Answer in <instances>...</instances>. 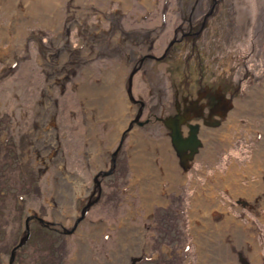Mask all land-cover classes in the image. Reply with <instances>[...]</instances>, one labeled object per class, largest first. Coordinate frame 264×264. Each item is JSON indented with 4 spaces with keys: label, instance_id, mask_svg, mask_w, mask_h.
I'll list each match as a JSON object with an SVG mask.
<instances>
[{
    "label": "rangeland",
    "instance_id": "rangeland-1",
    "mask_svg": "<svg viewBox=\"0 0 264 264\" xmlns=\"http://www.w3.org/2000/svg\"><path fill=\"white\" fill-rule=\"evenodd\" d=\"M53 1L46 5L44 0H0V264H9L12 249L24 235L28 215L53 221L55 228L31 222L30 238L19 249L14 264H90L80 253L83 242L90 245L98 264H210L200 259L193 200L215 185L212 178L217 174L229 179L231 175L247 187L262 178L264 181V174L257 175L264 168V154L261 159L257 155L258 163H252L254 138L242 143L231 139L240 134L246 137L251 131L264 138V0H222L202 41V47L210 52L206 59L209 70L217 69L213 74L244 81V89L237 94L244 103L238 105L237 115L231 116L232 127L225 138L234 147L226 158L214 161L211 157L208 170L200 164V176L179 164L175 178L161 177L157 170L163 167L159 144L170 137L159 131L160 124L153 117L152 122L133 124L128 131L116 156L115 171L102 180L101 191L95 179L101 172L113 170V153L128 128L117 137L121 118L114 112L115 96L128 102L129 126L139 108L127 93L130 73L150 44L153 53H161L175 27L190 15L195 0ZM210 5V0H200L195 17L202 16ZM175 48L184 51L191 47L179 44ZM177 61L147 60L135 75L133 95L147 104L142 120L160 116L165 105L169 110L177 90L181 97L195 86L194 82L186 85L202 72L195 68L196 56L182 53ZM50 87L56 137L62 149L58 162L47 153L40 155L39 147L34 150L41 137L36 126L50 105L49 95L44 97ZM241 114L254 118V126L239 132L242 122L234 117ZM142 142L149 144V149ZM154 145L158 146L155 150ZM241 151L244 157L239 158ZM133 152L135 159L143 155L152 161L147 175L135 170ZM166 159L172 161V155ZM58 164L69 175L83 178L85 187L67 180L66 185H60ZM262 191L263 206L253 211L225 189L214 190L221 204L243 225H252L247 237L256 244L258 264H264ZM97 196L98 201L82 217L83 208ZM95 225H99L97 236ZM222 242L239 259L240 255L251 258L250 243L246 252L236 246L233 236L218 239V249ZM234 254L224 261L236 264Z\"/></svg>",
    "mask_w": 264,
    "mask_h": 264
},
{
    "label": "flooded vegetation",
    "instance_id": "flooded-vegetation-1",
    "mask_svg": "<svg viewBox=\"0 0 264 264\" xmlns=\"http://www.w3.org/2000/svg\"><path fill=\"white\" fill-rule=\"evenodd\" d=\"M199 1L200 0H195V4L191 8L190 15L188 17H184L180 24L175 27L173 38L169 44L165 46L161 53H158V55L153 53L154 45L153 43L150 44L149 49L139 58V60H137L132 72L129 75L127 86V93L131 101L134 104L139 105L138 112L132 121H134L137 116L141 114L139 122H144L143 125H139L138 122L134 121V124L144 126L145 124L152 122V118L154 117L155 121L160 124L159 131L163 132L164 136L170 137L171 145L178 157V163L193 175H199L197 170L200 164H204L205 167L203 168H207L208 170V163L211 161V157L214 158V161H223L230 150L234 148L230 144V139L229 141H226L225 139L222 140L221 133L223 132V128H226L227 130L231 125L229 123L230 118L234 114L237 115L236 110L238 109V105L244 103L243 98L237 95L244 89V81H233L231 78L227 79V77H225V79L224 76L219 78L218 74H213V72H216L217 69L211 67L209 70L210 64L206 61V59L210 56V52L202 47L204 44L202 41L208 34L207 30L210 25V19L217 12L219 4L222 0H210L211 5L209 10L204 12L202 16L195 17L196 12L198 11ZM179 44H184L185 46H190L191 48L184 51L183 49H176L175 47ZM182 53L190 57L196 56L198 64H196L197 66H195V68H200L202 70L198 77L196 76L188 85H186L191 86L194 82L195 86L190 89L185 87L188 91L181 97L178 90L173 93V97H171L172 102L169 105L170 109L167 110V106L165 105L160 116L153 114L155 116L151 115L145 120H142V117L147 109V104L143 99L135 98L133 95V80L135 75L142 70L144 63L147 60H154L161 63L167 58H170L172 60V64H175L178 62L177 60ZM187 63L191 67L189 60ZM172 77L176 84H178L177 74L173 73ZM162 99L164 102L167 101L165 95L162 96ZM166 103L169 104L168 102ZM244 115L241 114L240 116L234 117V119H237L238 117V120L242 122L241 128L238 123L239 132H242L241 129L245 126H254V118H250V116L245 117ZM255 121L260 123L261 119L259 120L256 118ZM177 127L180 128L182 138L185 141L192 139L194 142V148L184 152V159L180 158L173 145L172 133ZM246 131H248L247 128ZM256 136H261L260 140H258V137ZM250 137L251 139L254 138V141L256 142L255 148L252 152V163H254L255 156L259 155V158L261 159V153L264 154V143L262 142L264 138H262V133L257 132V134H254L253 131H251L248 132L246 137L240 134L238 137L233 136L231 139L235 138L238 143H242L244 141L247 142ZM241 157H244V151H241L239 158ZM112 166L113 171L108 176H111L115 171L114 162ZM103 173L101 172L98 178L100 180L101 189L102 180L108 177L103 176ZM34 220L36 219L33 218L32 222ZM49 228H55V226Z\"/></svg>",
    "mask_w": 264,
    "mask_h": 264
},
{
    "label": "bare ground",
    "instance_id": "bare-ground-1",
    "mask_svg": "<svg viewBox=\"0 0 264 264\" xmlns=\"http://www.w3.org/2000/svg\"><path fill=\"white\" fill-rule=\"evenodd\" d=\"M44 2L46 5H49L54 1L44 0ZM50 88L51 89L48 88L47 90H45L46 93L44 95L46 99H47V94L49 95L50 101L48 104L50 105L47 108H45V114H46L45 118L40 120V122H38L36 126V131L40 132L41 134V137L39 139L41 145L39 143H38L39 145L34 144L35 145L34 150H37V148L39 147V149L41 150L40 155L46 156V153H47L48 155L53 156L51 160L54 159L56 162H58L59 159L62 160V149L60 146V141L56 137L57 136V126L55 123L56 121L55 120V110L51 111L55 100H53L54 97H53L52 87ZM114 101H115L114 106H113L114 112L116 113L117 116H119V118H121V120L117 122V131H118L117 137L120 138L122 131L125 130L126 127H128V120L130 117L129 112H128V102L126 101L125 98H123L120 95H116ZM229 123L231 124L232 121L230 120ZM231 127L232 126L230 125L227 130L226 128L222 129L223 131L221 133L222 140L229 137V131ZM38 132H35L36 136H39ZM42 133H45V134L42 136ZM43 138H45L46 140ZM135 138H136V134H133V140L131 143L132 147L133 145H135ZM48 139H51V140H48ZM142 143L146 149H149V144H146L145 142H142ZM153 143L155 144L156 142H153ZM152 147L155 150L157 149L158 146L154 145ZM159 149H160L159 156L163 160V167L162 169L157 167V170L160 172L161 177L164 176L165 178H171V179L175 178L176 169L179 168V163H178V157L171 145L170 139H167L165 143L164 141L160 142ZM154 150L152 151V153L154 152L155 154ZM170 155H172V161H168L166 159L167 156H170ZM133 156H134L135 170L138 173L143 172L144 174L147 175L149 173L150 166H152L151 165L152 161L150 162L147 156H143V155H140L139 157L135 159L134 152H133ZM256 161H258V156H256L254 164L257 163ZM58 165H59L58 182L60 185H66V180H67L70 184L76 185L78 183L80 186L85 187L84 185L85 181L83 178H81L80 176L76 174L69 175V172L64 169V166L62 164H58ZM257 167H258V164H257ZM157 170L155 171L157 172ZM263 174H264V168L262 171L261 169L257 171V175H259L260 177H262ZM150 177L153 178V174ZM165 178L163 179L161 178V182H164ZM236 180L233 179V177L231 178V175L229 179L223 175L217 174L214 178H212V181L215 182V185L210 187L206 191L207 194L203 193L202 194L203 196L197 195L195 199L193 200L192 213H193L194 229L197 234V242H199V250H200V255H201L200 259L204 263H209V261H211L210 264H220L219 262H222L223 264H231L230 262H228L227 259H226L227 261H224V260L228 254L230 253L234 254V253L231 252L228 249V247L225 245V243L223 244V242H222L220 249H218L217 240L219 239L223 241L224 239H228L232 236H233L234 243L236 244V246L238 245L240 249L246 250L247 246L249 245L248 243H250L253 246L252 251L249 252L252 259L248 257L244 258L242 257L243 255H240V259H239L237 255L234 254L238 258L236 261V264H258L257 261L258 260L260 261V259L255 254L256 252L255 249H257L256 244L252 243L251 239L247 237L248 235L249 236L251 235L249 230H251L252 225L250 224L243 225L245 223H243L238 217H236L234 213L231 212L227 206H224L221 204L220 200L215 195L214 190L225 189L234 199H237L241 205H248L249 207L252 208L253 211H258L259 206L260 205L263 206V200L261 199L262 196L260 197L259 193L262 190L264 191V185L262 186L264 181H262L263 180L262 178L261 181L250 183V186L247 187V186L240 184L239 182L236 183ZM156 187H158V184ZM91 190L92 189H89L88 193ZM205 194L206 196H204ZM206 202H208V204ZM217 216L218 218H216ZM95 226L97 227H94L93 233L95 234L94 236H97L99 225H95ZM129 232L131 231L128 229V233ZM140 246H143V245H141L140 243ZM80 248H81L80 253L82 254V256L84 255L85 259H88L90 261V264L92 263L98 264V262L93 258V253H92V249L90 245H88L86 242H83V243H80ZM247 251L248 249L246 250V252ZM220 254L223 257H220ZM138 255L141 256V252H139ZM212 255H214L213 260H212ZM244 255H247V254L245 253ZM217 257H218L217 260L219 262L216 261Z\"/></svg>",
    "mask_w": 264,
    "mask_h": 264
},
{
    "label": "water",
    "instance_id": "water-1",
    "mask_svg": "<svg viewBox=\"0 0 264 264\" xmlns=\"http://www.w3.org/2000/svg\"><path fill=\"white\" fill-rule=\"evenodd\" d=\"M140 116H141V114H139L134 121L135 122H138L139 125H143L144 122H139ZM134 121H133V123L131 122V124H129L128 128L122 133V136L120 138V143H119L118 147L116 148V150L113 153V156H114L113 162H114V164L116 162V156L118 155V153H119V151L121 149V146L124 143L126 134L128 133V131L131 128L134 127V125H133L134 124ZM172 139H173V145L176 148L177 153L180 156V158H183L184 159L185 158L184 157V152L186 150H189V149H193L194 148V142H193L192 139H190L188 141H185L182 138L181 131H180V128L179 127H177L176 130H174V132L172 133ZM112 171L113 170L104 172L102 175L103 176H108V175L111 174ZM99 176H100V174L97 175V177H96L95 180L97 182V186L100 188V180L98 179ZM100 191H101V188H100ZM98 199H99V196H97L95 199H92V200H90L88 202V204L82 210V217H85V215L88 212V210L91 208L92 205H94L98 201ZM33 218H35L36 220H38V222L40 224L44 225V226H47V227H54L55 226V223L53 221L45 220L43 217H40V216H34V217H32V216L28 215L26 217V219H25V231H24V235L21 237L19 243L12 249L9 264H14V262L16 261V257H17V254H18L19 249L22 248L25 245V243L28 241V239L30 238V235H31V222H32V219Z\"/></svg>",
    "mask_w": 264,
    "mask_h": 264
},
{
    "label": "trees",
    "instance_id": "trees-1",
    "mask_svg": "<svg viewBox=\"0 0 264 264\" xmlns=\"http://www.w3.org/2000/svg\"><path fill=\"white\" fill-rule=\"evenodd\" d=\"M45 228V227H44ZM46 228H48V229H50L51 230V228H49V227H46Z\"/></svg>",
    "mask_w": 264,
    "mask_h": 264
}]
</instances>
